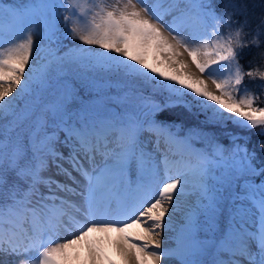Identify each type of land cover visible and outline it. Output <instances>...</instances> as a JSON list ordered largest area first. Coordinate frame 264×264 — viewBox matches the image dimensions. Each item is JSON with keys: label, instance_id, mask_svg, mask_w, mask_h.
Wrapping results in <instances>:
<instances>
[{"label": "snow or ice", "instance_id": "snow-or-ice-1", "mask_svg": "<svg viewBox=\"0 0 264 264\" xmlns=\"http://www.w3.org/2000/svg\"><path fill=\"white\" fill-rule=\"evenodd\" d=\"M218 7L0 0V264H264V139L227 127L264 137V15Z\"/></svg>", "mask_w": 264, "mask_h": 264}, {"label": "trees", "instance_id": "trees-1", "mask_svg": "<svg viewBox=\"0 0 264 264\" xmlns=\"http://www.w3.org/2000/svg\"><path fill=\"white\" fill-rule=\"evenodd\" d=\"M226 2V0H218V10H223V4ZM232 3L235 4L236 8L240 11L237 12L235 19L237 20H243L244 15L242 13L246 12L247 18L250 22L251 27H255L256 23L258 22L259 18L264 15V0H232ZM259 49L256 48H246L244 49L240 54V62L244 65L245 68L249 66V61H253L255 63H258L260 61V56L258 55ZM245 83L248 85L249 88H253V90L257 93H260L259 88H254L253 83L249 81L247 78L245 80ZM259 81H256V84H259ZM187 91V90H183ZM157 100L160 99V96L157 95ZM201 98H196L192 95L186 96L185 100L187 101L189 107L193 109V112H196L199 110V106L197 105L196 101ZM262 99H264V94H262ZM211 104V103H210ZM177 108L171 109L168 112V117L170 119H176L174 115H176ZM180 110L182 111V116L180 117V123L184 125V127H195L198 124L202 123L204 120V116L200 115L199 120L195 119L192 114L188 112V110L184 107H180ZM177 116V115H176ZM179 118V117H177ZM238 119V118H237ZM227 127L234 132L240 133L241 135L245 136L249 140V148H253L257 145L259 141L264 139V137L259 136L257 133L260 132V128H254L251 130H244L239 128L237 125H234L231 121L227 122ZM225 144L228 143L227 140L223 141Z\"/></svg>", "mask_w": 264, "mask_h": 264}, {"label": "bare ground", "instance_id": "bare-ground-1", "mask_svg": "<svg viewBox=\"0 0 264 264\" xmlns=\"http://www.w3.org/2000/svg\"><path fill=\"white\" fill-rule=\"evenodd\" d=\"M183 59L185 60V62H187L189 64V69H187L188 72H190L193 76H197V77H201L203 79L206 80V82L208 83L209 86V90H211L213 88V84H211V81L208 79L207 75L201 76V74L199 73V71L195 68L194 65H192L191 63V59H188L186 55L183 56ZM113 258H116L115 256ZM163 264V261H162Z\"/></svg>", "mask_w": 264, "mask_h": 264}, {"label": "rangeland", "instance_id": "rangeland-1", "mask_svg": "<svg viewBox=\"0 0 264 264\" xmlns=\"http://www.w3.org/2000/svg\"><path fill=\"white\" fill-rule=\"evenodd\" d=\"M16 2H19V0H16ZM165 33V32H164ZM166 35V34H165ZM167 36V35H166ZM184 55H186L187 56V58L188 59H190L189 57H188V55H187V53H184ZM213 86V88L210 90V91H213V92H215L216 90H215V86L214 85H212ZM218 94V93H217ZM13 95H15V93H13ZM11 97H8V99H10ZM206 103H211V102H206ZM177 112H176V115H174L173 114V116L176 118V119H174V120H176L178 123H180V117L182 116V111L180 110V108H177V110H176ZM225 115H231V114H227V113H225ZM177 117H179V118H177ZM239 119V118H238ZM187 127H185V129H186ZM53 172H54V169H53ZM56 179H59V180H61V181H63V177L62 176H59V177H56Z\"/></svg>", "mask_w": 264, "mask_h": 264}]
</instances>
